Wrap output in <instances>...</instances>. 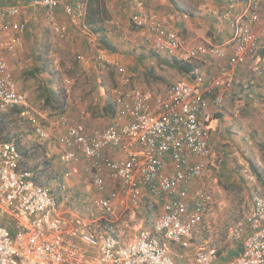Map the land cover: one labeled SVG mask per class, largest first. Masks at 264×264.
Returning a JSON list of instances; mask_svg holds the SVG:
<instances>
[{
	"label": "built area",
	"instance_id": "obj_1",
	"mask_svg": "<svg viewBox=\"0 0 264 264\" xmlns=\"http://www.w3.org/2000/svg\"><path fill=\"white\" fill-rule=\"evenodd\" d=\"M241 1L228 3L234 10ZM36 4L50 14L64 11L69 24L53 23L61 37L70 26L77 28L85 21L86 6L80 0H38ZM137 8L132 21L141 30L142 46L183 62L216 59L227 60V64L209 83L202 77L195 82L182 79L164 93L135 86L134 74L111 64L117 75L111 122L89 128L84 121L71 122L63 116L65 131L58 136V156L65 167L84 166L89 182L101 194L97 206L105 214L114 212L118 200L140 208L146 196L158 203L161 213L127 242L107 229L92 230V223L66 214L52 192L36 181L34 171L24 164L16 138L0 140V264H176L168 245L195 252V264L218 263L217 248L199 245L196 235L210 214L213 196L203 188L191 199L188 195L213 156L211 127L203 114L211 104L224 109L222 92L233 88L235 69L264 50V34L255 29L264 21V0H247L245 10L236 16L229 41L194 48L147 12L142 0H137ZM20 15L18 6H0V31L24 30ZM94 59L105 67L101 55ZM9 111H18L32 124L42 145L52 140L0 57V113ZM247 178L254 181L252 174ZM230 237L245 238L244 248L227 264H264V193L244 201Z\"/></svg>",
	"mask_w": 264,
	"mask_h": 264
},
{
	"label": "rangeland",
	"instance_id": "obj_2",
	"mask_svg": "<svg viewBox=\"0 0 264 264\" xmlns=\"http://www.w3.org/2000/svg\"><path fill=\"white\" fill-rule=\"evenodd\" d=\"M142 2L144 9L147 10L144 0H142ZM228 2L229 0H226L224 4L222 3V5L220 4L218 6L220 7V11L223 10V13H228L226 19L231 24L237 19L235 16L241 15L239 13L245 10L247 0H242L240 4L235 6L234 10ZM135 3L137 6V0H135ZM32 12H37L36 15H41L43 17L40 21L39 18H37L34 24L41 25L42 31L45 34L39 33L38 38L31 34V37H27V41H24L25 36L19 38V43L13 48L8 42L9 38H5L4 33L0 31V56L8 63L18 88L27 94L31 106L33 110H35L34 112H37V110H45L44 107L46 103L45 99L40 97V89L43 85L44 87L47 86L49 82L47 79L52 82V86L55 89L64 86L66 90L68 87L65 81L66 79H70V87L68 88L69 93L67 101L69 105L66 114H54L56 116L52 118L47 117L51 119L49 120L51 124L47 123V130L51 134L52 140L48 144H45V150L43 149L44 147L37 149L40 143L38 138L31 134V129L25 123L20 124L21 129L19 130L22 134L20 145L26 150H30L29 152L34 151L35 155L28 163L29 169H35L37 165L42 164L44 161L50 162L49 171H47L46 174H42V180L45 183V187L59 200L63 207V211L66 214L79 215L85 221L92 223V227L96 231L101 230L103 223L108 221L112 226L111 230L114 232V235L118 236L122 242H127L133 233L141 227H144L147 222L150 223L159 216L161 213L160 207H157L155 202L144 199L139 209H132L127 205L118 209V211L115 212L116 214L107 215L97 206V201L101 195L89 182L86 175L80 172V167L75 169L77 171L75 173L71 171L67 173L68 171L60 162V156H58L60 152L58 136L60 134L57 127V119L60 115L67 116L71 122L80 120L84 121L89 127L102 128L105 127V121H107L110 109L112 108L110 105L113 106V94L112 91L109 90L116 82L111 77V72L106 69L108 64H105V67H100V65L97 66L98 63L91 58V54L87 55L86 58L81 57V53L76 51L77 45L79 46L81 40H84L88 44L93 45V52L95 55L96 53L99 54V51L104 50L98 38L102 36V34L96 36V41L89 36V39H83L81 34H85L88 29L82 25L77 28L70 26L68 34L61 37L54 32L53 23L69 24L68 18L64 13V19H61L60 13L57 15V11H55L53 14H50L45 8L32 10ZM32 12L26 10V14H28L26 21L28 23L33 20L34 16L30 15ZM40 12L42 13L40 14ZM29 16H31V18ZM22 19L25 21L24 17H22ZM226 19H224L225 22H227ZM39 22L41 24H39ZM112 25L111 28L106 29L108 32L104 31L103 34L116 38L115 42L117 46L122 49V51H120L121 58L125 61L124 66L121 65L122 63L120 62H116L112 65L118 64L127 69V66L131 67L137 65L138 67L139 65V74H134L133 84L135 86L157 93H164L169 84L187 79L186 76L178 74L174 69L159 67L154 56H151V51L142 45H137L141 43L142 34L141 30L133 23L132 18L129 21L128 27H126L124 23L122 24L121 21H114ZM223 26L229 28V25L224 24ZM44 28L49 32L44 30ZM52 29L54 31H52ZM71 29L74 31H70ZM125 30H128V32ZM16 39L18 40V38ZM48 44L51 45V48L46 55L43 52H46L45 48L47 47L45 45ZM131 44L133 46L130 49L120 46L127 45L130 47ZM31 45L41 49V56L44 64H46L42 67L45 68L46 71L39 76L36 75V77H32V69L34 66L41 69V65L32 56ZM80 47L81 46H79V49ZM139 48L141 50L138 51V53L137 51L131 53L133 49L138 50ZM258 53L256 57L247 60L237 67L235 71L240 81H234L233 88L226 91L227 94H225L228 98L231 96L234 97L236 94H245L242 92L247 88L246 86L249 84L253 86V98H248L245 104L241 105V107H236L242 110L243 114L253 110L252 112L254 114L249 116L251 120L249 128L254 131L253 133L256 139L251 148L244 145L237 146L234 143V132L236 128L235 124L232 123L233 118H230V121L226 124H219L216 131L215 129H211L212 135L214 133V135L211 136L213 156L207 164V171L202 178L193 184L195 189L203 188L207 190L214 199V204L211 208L213 210L210 212L206 224L197 228V240L199 243L210 237L212 231L215 237L222 238L228 235L231 226L234 224V218L239 216L241 210H243L241 202L242 193L239 191L240 181L239 176L236 175L238 168L244 169L243 167L245 166L254 167L250 163V161H252V163L256 164L258 169L264 173V58L262 57V60L259 61L258 57L261 55L262 50ZM140 54L146 56L147 60L146 58H142V60ZM47 59L53 61L54 64L51 66V64L48 63L49 61L46 62ZM151 69H153L152 72H154L153 76L159 79L156 82L152 81L147 76ZM52 73H56L57 76H60L62 85L59 82L54 83L51 76ZM242 82H245V84ZM102 92H107L105 95L107 97H104ZM226 111L227 109H225V112ZM46 112L50 113L51 111L47 110ZM233 114L235 113L233 112ZM61 131L63 132L64 130ZM32 148L33 150H31ZM25 161L26 159L24 158V162ZM230 171L232 172L231 175L228 174ZM227 174L230 177H228L229 179H227ZM252 174L255 176L254 173ZM53 176L55 178H53ZM257 180L259 179L255 176L254 184L256 185L259 183ZM170 249L176 264H184L194 259L195 252L193 251L181 250L173 245H171Z\"/></svg>",
	"mask_w": 264,
	"mask_h": 264
},
{
	"label": "crops",
	"instance_id": "obj_3",
	"mask_svg": "<svg viewBox=\"0 0 264 264\" xmlns=\"http://www.w3.org/2000/svg\"><path fill=\"white\" fill-rule=\"evenodd\" d=\"M37 1L38 0H0V6H4V5H16V6H18L21 9V16L19 18L22 19V17H24L25 22L28 25V29L25 30L24 32L4 33V37L7 39L9 38L8 42H9L11 47H13V48L16 47L17 43H19L18 42L20 40L19 38H22L24 36H25L24 41H27L26 40V39H28L27 37H31L32 35L35 36L36 38H38L39 33L45 34L42 31L41 25L34 24V23H36L35 20L37 18H39V21L43 19V17L41 15L40 16L36 15L37 12H32V10H36V9L40 10V8L35 5ZM82 1L86 2L87 0H82ZM225 1L226 0H144L145 7L147 8V12L149 11V13L155 14L159 20L165 22L173 31H175L179 35L181 40H183L185 45L189 48H194L196 46H199L200 44H211V45L224 44L225 42L229 41L233 37V32H234L233 25L235 24L236 20L230 24V22L226 19L228 17V13L225 14V12L223 13V10L220 11V7L218 6L220 4L222 5V3L224 4ZM99 2L101 4H103V8H105V15H104L105 21L103 24L105 32H108V30H106L107 28H111L113 26L112 23L114 21H117V22L121 21L122 24L124 23V25H126V27H128L129 21L131 20L133 15L136 14L138 11L135 0H99ZM26 10L31 11L32 13L30 15L34 16L33 20H31L29 23L26 21L28 18V14H26ZM41 10H43V9H41ZM60 10H62V9L56 10V11H58L57 15L60 13L61 14L60 18L64 19V17H63L64 14ZM41 13L42 12H40V14ZM57 15H55V16H57ZM29 17L31 18V16H29ZM224 19H226L228 23L225 22ZM39 24H41V23L39 22ZM224 24L229 25V28H227L226 26H223ZM37 25H38V27H37ZM86 28L88 29V31L85 32V34H81L83 39L84 38L89 39V37H91L92 39H94L96 41V36H99V33L96 34V33L92 32L90 30V27H88V26ZM255 29L259 34H264V21L260 24H257L255 26ZM40 30H41V32H40ZM44 30L48 31L45 28H44ZM72 30L73 29H71L70 31H72ZM52 31H54V30L52 29ZM125 31L128 32V30H125ZM85 35H87V36H85ZM105 36L108 39H111V42L117 48V51L115 53H109V52L107 53V51H104V50L99 51L100 52L99 55H101L104 58L105 62L108 64L107 68H110V65L115 64L116 62L117 63L120 62V63H122L121 65L124 66L125 61L121 58V54H120V51H122V49L119 46H117V44L115 42L116 38H114L112 36H108V35H105ZM16 38H18V40ZM98 38L100 41L101 36ZM137 45L141 46V43L140 44L138 43ZM45 46L47 47V48H45L46 52H43V53L47 55L50 51L51 45L48 44ZM79 46H81L80 49H79ZM79 46L77 45L76 51L81 53V55H82L81 57L87 58V55L91 54V58L94 59V56L98 55L97 53H96V55L94 54L93 45L88 44L84 40H81V43L79 44ZM120 46L122 48L130 49L133 45L131 44L130 47L127 45H123V46L120 45ZM31 49H32L31 51H32L33 57L38 56V54H39V57H40L39 64L42 65V67H44L46 64H44V62H43V58L41 56L42 55L41 49L37 48V47H33V45H31ZM148 49H149V51H151L152 54L155 53L150 48H148ZM140 50H141L140 48L138 50L133 49L131 53H134L136 51L138 53V51H140ZM263 53H264V50H262L261 55H259V57H258L259 61L262 60V54ZM140 58L141 59L146 58V60H147V57L142 55V54H140ZM46 62L51 64V66H52V64H54L53 61H51L50 59H47ZM193 64L196 66V70H194L195 71L194 72L195 79H192L190 76H186L187 80L190 82H195L197 78L202 77L204 79L205 83H209L213 80V78H216V76L217 77L219 76V72L221 71L220 67L223 65H226L227 60H216V59H210L209 61H207V60H205V61L196 60L195 62H193ZM158 65L160 67L159 62H158ZM127 67H128V69L127 68L126 69L129 72L136 74V75L139 74V71H140L139 65H138V67L137 66H131V67L127 66ZM107 70L109 72H111V77L116 82L117 81L116 76L113 73L114 70H111V71L109 69H107ZM133 80H134V77H133ZM66 81H70V79H66ZM234 81H237V82L240 81V80H238V74L236 71L234 73ZM242 83L245 84V82H242ZM113 87L111 88V90L113 89ZM246 87L247 88L245 90H243V92H242L245 94H236L234 97L231 96L230 98H228L225 95V94H227V92L226 93L222 92V94L224 96L225 103H226L224 109L222 111H220L213 104H211L209 106V108L205 111L203 116L206 117L211 129H213V130L215 129V131L218 128L219 124H222V123L226 124V123H228V121H230V118L231 119L233 118L232 123L235 124V128H236V131L234 132V134H235L234 135L235 136L234 143L237 146L244 145V146H248V148H251V146L253 145V142L256 139V137L253 133L254 131L250 130V128H249V123L251 121L249 116L254 114L252 112L253 110H250V111H248V113L243 114L242 110H239L236 107V106L241 107V105L245 104V101L248 98H250V97L253 98V93H252L253 92V90H252L253 86H251L249 84ZM219 91H222V90L220 89ZM102 93H103L102 95H104V97H107V96H105L107 94V92H102ZM226 99H227V101H226ZM247 102H249V101H247ZM228 104L231 107H229ZM110 107H112V105H110ZM225 109H227L226 112H225ZM111 110H113V109L111 108L110 111ZM233 112L235 114H233ZM37 114H38L37 115L38 116V119H37L38 124L42 125L46 130H47V123L51 124V121H49L51 119H48L47 117L52 118V117L56 116V115H53L51 113L46 112L45 110H37ZM62 117L63 116L60 115V117H58V119H57V127H58L59 134H61L65 131V126L61 124ZM112 117H113L112 112H109L108 119H107V121H105V126L111 122ZM251 119H252V117H251ZM89 128H92V127H89ZM61 130H64V131L62 132ZM224 132H226V131H224ZM213 135H214V133H213ZM213 135L211 133V136H213ZM244 153H246V152H244ZM250 163L252 164V166H254L253 168H258V166H256V164L252 163V161H250ZM79 167L81 170L80 172H82V174L84 175L85 174L84 173V170H85L84 166H78V167L70 166V167H65V168L68 171L67 173H70V171L75 173V172H77L75 169H78ZM243 168L244 169L238 168V172L236 174L237 176H239L240 190H242L241 191V193H242L241 198L244 199L242 201V205L247 198H249V197L251 198L254 194H263L264 193V176L261 179L257 180V182H259L260 184L258 183L256 185V184H254L255 181L249 180L247 178L248 175H251L252 173H254V169L252 167H249V166H245ZM231 171L228 173L229 175H231V173H232ZM229 175L227 176V179L230 178ZM255 176H254V180H255ZM197 190L198 189H195L192 185L191 192L189 193L188 197L191 199V197L194 196V194ZM144 199L153 201V202H155L157 207H160L154 199H151L148 196H146ZM127 205L129 207H131L129 204H127V202L125 204H121L120 200H118L116 203V208H115L114 212L112 213V215L116 214L115 212L118 211V209L125 207ZM131 208L133 209V207H131ZM134 209H136V208H134ZM137 209H139V208H137ZM212 210L213 209H211L210 212ZM242 212H243V210H242ZM73 216L82 218L79 215H73ZM241 216H242V214H241ZM206 221L203 224H206ZM148 223L149 222H147L144 227L148 226ZM234 224L231 226V228L234 226ZM202 225H200V226H202ZM105 227H106L108 232H110L114 235V232H112V230H111L112 226L109 224L108 221L105 222ZM91 229L94 230L92 225H91ZM246 234H249V232H246ZM196 235H197V231H196ZM213 235H214V232L212 231L210 233V237H208L205 241L199 243L197 240V242L199 245H209V246H213V247L217 248L218 256H219V261L217 264H227L233 258L242 254L243 248H244V239L245 238H243L242 240H239V241L232 240L230 237V231H229L228 235H226L222 238L215 237ZM116 237H118V236H116ZM213 238H214V240H213ZM168 247L170 248L171 245H168ZM170 251H171V249H170ZM184 264H195V254H194V259L191 262H186Z\"/></svg>",
	"mask_w": 264,
	"mask_h": 264
},
{
	"label": "trees",
	"instance_id": "obj_4",
	"mask_svg": "<svg viewBox=\"0 0 264 264\" xmlns=\"http://www.w3.org/2000/svg\"><path fill=\"white\" fill-rule=\"evenodd\" d=\"M79 1V0H78ZM82 1V0H80ZM85 6V21L83 23V25L85 27H90V30L94 33H99L102 34L101 39H100V44H102V48L104 50H106L109 53H115L117 51L116 46L113 45V43L111 42V40H109L104 34V15H105V8H103V4H101L99 2V0H87L82 1ZM37 7H40L39 5L35 4ZM16 6V5H15ZM58 10V9H57ZM61 12L64 13L63 10H60ZM58 12V11H57ZM65 14V13H64ZM21 16V15H20ZM19 21L22 22L25 25L24 30L19 31L20 32H24L25 30L28 29V25L27 23L23 20L19 18ZM151 56H154L156 58V60L159 62L160 67H168L170 69H174L178 74L182 75V76H190L192 79H195V75H194V70H196V66L193 63H188V62H183L180 61L178 58H170V57H162L160 55H158L157 53H153L151 54ZM262 57H264V53L262 54ZM36 59V61H38V63L40 62V57L39 54L38 56L34 57ZM95 61V59H94ZM96 62V61H95ZM107 64V63H105ZM99 66V64H98ZM137 66V65H135ZM109 69L110 71L113 70L111 68H106ZM46 70L44 68H42L41 65V69L38 68L37 66H34L32 69V77H36V75H41L45 72ZM153 69L149 70L147 76L152 80V81H158L159 79H157V77H154V72H152ZM114 74H116L115 72H113ZM52 79L54 81V83L59 82L62 85L61 82V78L60 76L56 73H52L51 74ZM117 76V75H115ZM47 81H49L47 83V86L41 87L40 89V97L45 99V103L46 106L44 107L45 111L50 110L53 115L54 114H66V110L67 107L69 105L68 100V92L66 90V88L63 87H59L57 89H55L52 86V82L47 79ZM195 81V80H194ZM66 83V81H65ZM173 84H169L168 88L171 87ZM116 86V85H115ZM108 91V90H107ZM109 91H112L111 89ZM110 112H112V116H113V110H111ZM63 116V115H62ZM21 123H25L30 129H31V134H33V127L32 124L24 119L21 118L19 115L18 111H9V112H5V113H0V140L3 141H10L13 138H16L18 140V143H21L22 139H21V131L19 129H21ZM14 133V134H12ZM34 135V134H33ZM40 144V145H39ZM37 146V149L43 148L44 146H46L45 144L42 145L41 143H39ZM48 144V143H47ZM45 150V147L43 148ZM20 152L21 154L24 156V158L26 159V161L24 162L25 166L27 168H29V161L30 159H33L35 157L34 155V151L33 152H29L30 150H26L25 148H23L20 145ZM33 150V148L31 149ZM49 166H50V162H46L44 161L42 164H39L36 166L35 169H33L34 173H35V179L36 181L42 185L45 186V183L42 180V174H46L47 171H49ZM253 168V167H252ZM254 169V173L256 175V177H258V179H261L264 176V173L260 171V169L258 168H253ZM53 178H55L53 176ZM240 192L242 190H239ZM244 199H241V202ZM242 214V210L239 216L235 217L233 222L235 223L239 217ZM102 229H106L105 227V223H103L102 225Z\"/></svg>",
	"mask_w": 264,
	"mask_h": 264
}]
</instances>
